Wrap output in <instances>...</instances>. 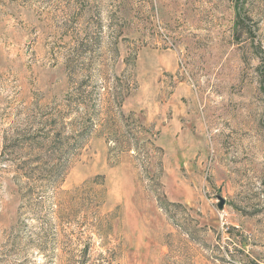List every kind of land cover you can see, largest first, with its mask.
Listing matches in <instances>:
<instances>
[{
  "label": "rangeland",
  "instance_id": "rangeland-1",
  "mask_svg": "<svg viewBox=\"0 0 264 264\" xmlns=\"http://www.w3.org/2000/svg\"><path fill=\"white\" fill-rule=\"evenodd\" d=\"M0 264H264V0H0Z\"/></svg>",
  "mask_w": 264,
  "mask_h": 264
},
{
  "label": "water",
  "instance_id": "water-1",
  "mask_svg": "<svg viewBox=\"0 0 264 264\" xmlns=\"http://www.w3.org/2000/svg\"><path fill=\"white\" fill-rule=\"evenodd\" d=\"M218 200H219L218 201V208H219V210H223L224 206L226 204V200L222 197H219Z\"/></svg>",
  "mask_w": 264,
  "mask_h": 264
},
{
  "label": "built area",
  "instance_id": "built-area-1",
  "mask_svg": "<svg viewBox=\"0 0 264 264\" xmlns=\"http://www.w3.org/2000/svg\"><path fill=\"white\" fill-rule=\"evenodd\" d=\"M219 214H220L221 219H222V227L224 228L225 225L227 224L226 220H224V215H225V213H224V211H220ZM224 229H225V228H224ZM226 230H228V228H226Z\"/></svg>",
  "mask_w": 264,
  "mask_h": 264
},
{
  "label": "trees",
  "instance_id": "trees-1",
  "mask_svg": "<svg viewBox=\"0 0 264 264\" xmlns=\"http://www.w3.org/2000/svg\"><path fill=\"white\" fill-rule=\"evenodd\" d=\"M56 174V173H55ZM60 174V173H59Z\"/></svg>",
  "mask_w": 264,
  "mask_h": 264
}]
</instances>
